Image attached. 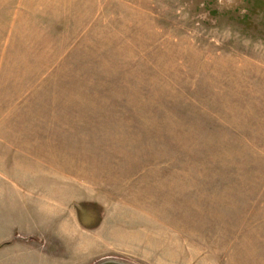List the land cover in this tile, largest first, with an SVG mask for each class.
<instances>
[{"label":"rangeland","instance_id":"374dc122","mask_svg":"<svg viewBox=\"0 0 264 264\" xmlns=\"http://www.w3.org/2000/svg\"><path fill=\"white\" fill-rule=\"evenodd\" d=\"M16 236L66 264H264V0H0Z\"/></svg>","mask_w":264,"mask_h":264},{"label":"crops","instance_id":"0c3cea01","mask_svg":"<svg viewBox=\"0 0 264 264\" xmlns=\"http://www.w3.org/2000/svg\"><path fill=\"white\" fill-rule=\"evenodd\" d=\"M44 196L41 194L39 198H43ZM46 198V197H44ZM50 199H48V202ZM57 206V205H56ZM55 205H51V207H56ZM57 209V207H56ZM62 212V211H61ZM57 210H54V216L56 217ZM69 218H65L63 224L64 227L58 228L62 233L63 237L68 238L73 237L72 229H68ZM72 228V226H71ZM56 231V230H55ZM44 232H54L53 227L48 225L47 229ZM26 239V240H24ZM4 249H7V253L2 256ZM24 259L21 256H24ZM0 264H66V261L61 259H57V257L53 258L49 255L40 253L37 249H35L33 241L28 240L23 237H13L12 239L5 240L0 243Z\"/></svg>","mask_w":264,"mask_h":264},{"label":"flooded vegetation","instance_id":"af4514ba","mask_svg":"<svg viewBox=\"0 0 264 264\" xmlns=\"http://www.w3.org/2000/svg\"><path fill=\"white\" fill-rule=\"evenodd\" d=\"M108 259H112V260H117V259H113V258H103V259H100V260H97L91 264H103L102 262L105 261V260H108ZM120 261V260H119ZM106 264H118V263H106Z\"/></svg>","mask_w":264,"mask_h":264},{"label":"water","instance_id":"95a60500","mask_svg":"<svg viewBox=\"0 0 264 264\" xmlns=\"http://www.w3.org/2000/svg\"><path fill=\"white\" fill-rule=\"evenodd\" d=\"M118 263V264H128V263H126V262H123V261H119V260H112V259H108V260H105V261H103L102 263L103 264H106V263Z\"/></svg>","mask_w":264,"mask_h":264}]
</instances>
